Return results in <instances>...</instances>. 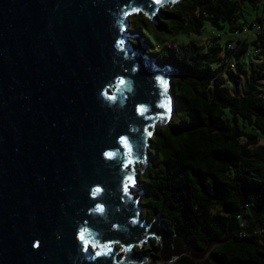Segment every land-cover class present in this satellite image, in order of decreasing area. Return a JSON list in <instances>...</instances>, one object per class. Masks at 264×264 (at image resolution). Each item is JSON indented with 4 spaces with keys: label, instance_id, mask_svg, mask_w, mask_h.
<instances>
[{
    "label": "water",
    "instance_id": "95a60500",
    "mask_svg": "<svg viewBox=\"0 0 264 264\" xmlns=\"http://www.w3.org/2000/svg\"><path fill=\"white\" fill-rule=\"evenodd\" d=\"M172 1L0 0V264L142 263L132 246L152 250L149 236L169 263L215 243L169 231L159 212L140 218L128 190L168 121L161 80L175 71L147 55L127 15L154 23Z\"/></svg>",
    "mask_w": 264,
    "mask_h": 264
},
{
    "label": "trees",
    "instance_id": "16d2710c",
    "mask_svg": "<svg viewBox=\"0 0 264 264\" xmlns=\"http://www.w3.org/2000/svg\"><path fill=\"white\" fill-rule=\"evenodd\" d=\"M139 15L150 33L135 19L129 33L175 74L171 113L153 130L134 196L146 221L159 212L169 231L199 247L215 240L201 259L182 254L165 264H264V0H174L152 29ZM179 33L188 38L175 42ZM203 33L202 42L191 37Z\"/></svg>",
    "mask_w": 264,
    "mask_h": 264
},
{
    "label": "rangeland",
    "instance_id": "374dc122",
    "mask_svg": "<svg viewBox=\"0 0 264 264\" xmlns=\"http://www.w3.org/2000/svg\"><path fill=\"white\" fill-rule=\"evenodd\" d=\"M163 5L164 4H160L159 5V7H158V11L160 10V9H162V7H163ZM248 12H250L251 14L253 13V11L252 10H250V9H248V8H245ZM139 14H141L142 16H143V14L142 13H137V12H132V13H129L128 15H127V18H128V24H127V27H126V29L127 30H129V31H131V29H132V23H133V19H135L136 20V22H135V25L136 26H142L143 27V29L149 34L150 32L148 31V28L146 27V26H144L143 25V22L141 21V20H139ZM148 18H146L145 20H147ZM149 20V19H148ZM149 23H150V29H152V26H153V24H152V22H151V20H149L148 21ZM206 30V29H205ZM204 31V30H203ZM185 35V34H184ZM229 35H230V33H229ZM244 34H242V36H243ZM227 36H228V33H227ZM184 37H187L188 38V36H182V33H179V34H177V36L175 37V42H177L178 40H181L182 38L184 39ZM191 37H194L195 38V40L197 41V42H202L203 40H206L207 38H205L204 37V33L203 34H201V35H196V36H191ZM128 38L129 39H131L132 40V38L133 39H136V36H134V37H130V36H128ZM138 40V39H137ZM151 40H152V42H156L157 41V39L156 38H154L152 35H151ZM165 42H167L168 44H170V41L169 40H165ZM154 47V46H153ZM147 48V47H146ZM145 48V49H146ZM152 48V47H151ZM155 48H157V47H155ZM145 49H143V50H145ZM246 60H247V58L248 57H244ZM171 68V67H170ZM236 73V69H234L232 72H231V75L233 76V73ZM170 78V77H169ZM168 78V79H169ZM167 79V82H169V80ZM220 79L222 80V82L225 84V85H227V87L230 89V80H228V76L226 77V75H225V73H221V75H220ZM167 88L170 90V92H171V85L168 83L167 84ZM263 95H264V79H263ZM155 126H162L161 124H156ZM154 132V131H153ZM153 132H151V134H150V137L153 135ZM150 139V138H149ZM260 141L262 142V141H264V138H261L260 139ZM149 159V158H148ZM147 159V160H148ZM133 170H134V173H133V175H134V177H133V181H134V183L132 184V185H129V188H128V190L133 194V196L135 195V193L137 192V190H138V184H139V181H137V175H138V173H139V171H140V168H138V167H135V168H133ZM144 216H145V210H144V208L143 207H141L140 208V211H139V217L140 218H144ZM151 238H153L152 236H149L148 237V239H149V244H153V245H155V243H153V242H150V239ZM132 249H133V251L136 253V252H138V250H142V252L146 255V258H145V260L142 262V263H132V262H127L126 264H165L164 262H162L160 259H159V257H158V254H157V250L154 248H152V250L150 249V247L147 245V243L146 242H144V243H141L139 246H138V244H134L133 246H132ZM150 253H152L153 254V256L150 254ZM120 255V252H118L117 253V256H119ZM156 255H157V257H156Z\"/></svg>",
    "mask_w": 264,
    "mask_h": 264
},
{
    "label": "built area",
    "instance_id": "2783aa9c",
    "mask_svg": "<svg viewBox=\"0 0 264 264\" xmlns=\"http://www.w3.org/2000/svg\"><path fill=\"white\" fill-rule=\"evenodd\" d=\"M252 26H253V29H257L258 30L260 28L259 25L255 24V23H253ZM233 34L235 36H239V35H241V32L238 31V30H234ZM227 46L228 47H233V43H227ZM254 51H256V50L255 49H251L248 52H254ZM225 65H227L230 68H233L234 67V60L230 56H227L225 58Z\"/></svg>",
    "mask_w": 264,
    "mask_h": 264
},
{
    "label": "snow or ice",
    "instance_id": "6c2138e0",
    "mask_svg": "<svg viewBox=\"0 0 264 264\" xmlns=\"http://www.w3.org/2000/svg\"><path fill=\"white\" fill-rule=\"evenodd\" d=\"M157 2H160V0H157ZM133 11H137V9H133ZM123 45H124V42L123 41H120V47H123ZM120 83H123V81H121ZM161 83L163 84V85H167V81H164V80H161ZM165 106H167V105H165ZM151 133H149V135H150ZM105 155L106 156H108V157H111L113 154L112 153H105ZM133 181H132V178L131 177H129L128 178V183H132ZM125 190H127V188L125 189ZM100 191V189L99 188H97V189H95L94 191H93V194L95 195L97 192H99ZM84 238V234H83V232L81 233V239H83ZM99 254V253H98Z\"/></svg>",
    "mask_w": 264,
    "mask_h": 264
},
{
    "label": "clouds",
    "instance_id": "9594fccd",
    "mask_svg": "<svg viewBox=\"0 0 264 264\" xmlns=\"http://www.w3.org/2000/svg\"><path fill=\"white\" fill-rule=\"evenodd\" d=\"M121 81H123V80H121ZM123 83H125V82L123 81ZM123 83H121V84H123ZM100 191H101V189H100ZM99 192H97L95 195L99 194ZM95 195L93 194V196H95ZM91 211L101 212L102 213L103 212V207L101 205H97L94 209H91Z\"/></svg>",
    "mask_w": 264,
    "mask_h": 264
}]
</instances>
